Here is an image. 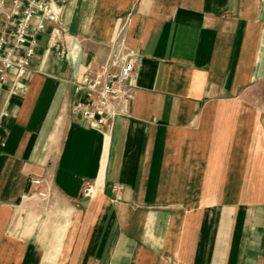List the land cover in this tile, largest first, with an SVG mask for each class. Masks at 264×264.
I'll return each mask as SVG.
<instances>
[{
	"label": "crops",
	"instance_id": "obj_1",
	"mask_svg": "<svg viewBox=\"0 0 264 264\" xmlns=\"http://www.w3.org/2000/svg\"><path fill=\"white\" fill-rule=\"evenodd\" d=\"M50 1L0 89V264H264V0ZM129 50L133 97L73 117Z\"/></svg>",
	"mask_w": 264,
	"mask_h": 264
},
{
	"label": "built area",
	"instance_id": "obj_2",
	"mask_svg": "<svg viewBox=\"0 0 264 264\" xmlns=\"http://www.w3.org/2000/svg\"><path fill=\"white\" fill-rule=\"evenodd\" d=\"M58 14L50 0H0V89L13 70L14 80L8 93L22 91L34 54V35L42 31L45 21L57 22ZM135 50H129L118 70L104 68L93 74H83L75 82V93H84L71 106V114L87 121L91 126L102 128L117 114L115 104L133 97L129 82L134 72ZM3 145L4 143L1 142ZM33 189L30 195L41 200L48 197V190L39 177L29 181Z\"/></svg>",
	"mask_w": 264,
	"mask_h": 264
}]
</instances>
